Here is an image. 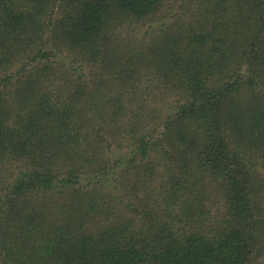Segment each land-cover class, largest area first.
I'll use <instances>...</instances> for the list:
<instances>
[{
	"label": "trees",
	"instance_id": "1",
	"mask_svg": "<svg viewBox=\"0 0 264 264\" xmlns=\"http://www.w3.org/2000/svg\"><path fill=\"white\" fill-rule=\"evenodd\" d=\"M0 264H264V0H0Z\"/></svg>",
	"mask_w": 264,
	"mask_h": 264
},
{
	"label": "rangeland",
	"instance_id": "2",
	"mask_svg": "<svg viewBox=\"0 0 264 264\" xmlns=\"http://www.w3.org/2000/svg\"><path fill=\"white\" fill-rule=\"evenodd\" d=\"M217 208V206H215V209Z\"/></svg>",
	"mask_w": 264,
	"mask_h": 264
}]
</instances>
